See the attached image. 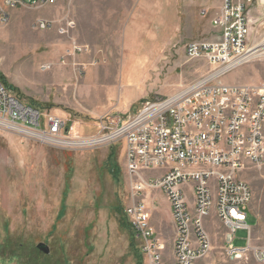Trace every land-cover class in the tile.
<instances>
[{
    "label": "rangeland",
    "instance_id": "374dc122",
    "mask_svg": "<svg viewBox=\"0 0 264 264\" xmlns=\"http://www.w3.org/2000/svg\"><path fill=\"white\" fill-rule=\"evenodd\" d=\"M221 3L59 0L54 6H18L6 22L0 19V77L25 102L83 122L105 114L133 115L139 100L128 114L115 108L118 101L141 91L171 94L211 71L208 61L187 60L182 49L190 41L217 39L218 28L210 22ZM38 20L52 25L42 29ZM68 21L72 27L66 26ZM129 23L137 28L134 35L124 31ZM59 27L66 31L59 32ZM252 31V42L264 40V22L256 21ZM73 44L82 51L70 54ZM43 64L50 68L41 70ZM105 75L106 83L114 77L115 84H105ZM220 78L230 84L263 85L264 55ZM153 93L141 101L157 95ZM108 104L113 110L102 111ZM93 132L92 127L83 129L84 134ZM123 147L117 142L64 151L0 132V264H144L140 240L124 214L131 178ZM239 177L252 189L246 225L251 227L253 250L264 247V165L249 166ZM144 197L162 217L156 221L153 214L151 225L165 243V263L171 264L174 226L163 192L146 189ZM205 229L211 248L194 264H264L253 258L251 249L240 260L226 255V229L214 211ZM246 239L247 230L236 229L234 247L245 246ZM39 243L49 252L39 250Z\"/></svg>",
    "mask_w": 264,
    "mask_h": 264
},
{
    "label": "built area",
    "instance_id": "2783aa9c",
    "mask_svg": "<svg viewBox=\"0 0 264 264\" xmlns=\"http://www.w3.org/2000/svg\"><path fill=\"white\" fill-rule=\"evenodd\" d=\"M58 1L0 0V19L6 22L18 6L40 8ZM256 21L264 22V0H222L211 19L217 39L184 45L187 60L205 59L211 71L167 96L141 101L135 114L126 117L105 114L83 122L52 113L25 102L0 79V132L64 151L122 142L131 178L124 214L140 240L144 264H166L165 243L151 225L146 189L161 190L168 201L174 226L171 264H194L209 252L205 220L212 211L226 229V255L240 260L251 249L253 258L262 262L264 247L252 250L251 227L246 225L252 189L239 175L249 166L264 165V84H230L220 78L264 51V40H251ZM36 24L42 29L52 25L45 20ZM80 51L82 47L73 44L70 54ZM87 127L95 132L84 134ZM239 228L247 230V243L234 247Z\"/></svg>",
    "mask_w": 264,
    "mask_h": 264
},
{
    "label": "crops",
    "instance_id": "0c3cea01",
    "mask_svg": "<svg viewBox=\"0 0 264 264\" xmlns=\"http://www.w3.org/2000/svg\"><path fill=\"white\" fill-rule=\"evenodd\" d=\"M211 23V22H210ZM136 30H137V28H134L133 27V23H129V24H127L126 25V27H125V33L126 34H128L129 32H130V35H134L135 34V32H136ZM212 30H213V28H212ZM210 31L211 33L213 32V31ZM213 34H215V33H213ZM189 39H191V38H187L186 40H189ZM182 42H184V39H183V41ZM182 53H183V55H184V46H183V49H182ZM99 79H100V77H99ZM112 79H114V80H112ZM180 79V78H179ZM109 80V78H108V75H105V77L103 78V82L105 83V84H111V85H113V84H115V78L114 77H112L111 78V82L110 83H106L107 81ZM125 83H129L128 81H126ZM146 93H153V92H149V91H144V92H137V95L135 96V98L133 97V98H131V99H128V100H123V99H121L120 100V103H119V101H118V104H117V106L115 107V108H118L119 110H122V113L123 114H128L130 111H129V109H130V107L135 103V102H137L138 103V100L141 102V98H144L145 99V97H144V95H146ZM153 94H157V95H155L153 98H151V99H154V98H157V97H163V96H166V95H168V94H170V92L168 91L166 94H159L158 92H154ZM150 99V100H151ZM140 104V103H139ZM139 106V105H138ZM107 111V110H113L112 109V105L111 104H108V105H106L105 107H104V109H102V111ZM123 149H124V147H123ZM125 155V154H124ZM125 157V156H124ZM162 192V191H161ZM163 197H164V199H165V201H166V203H167V209H168V213H169V217L171 218V212H170V207H169V204H168V201L166 200V197H165V195H164V193H163ZM152 208V207H151ZM154 214V217H155V220L156 221H159V220H161V221H163L162 220V217H161V215H159L158 213H156V212H154L153 211V209H151V219H152V215ZM171 220H172V218H171ZM173 224V223H172ZM154 226V225H153Z\"/></svg>",
    "mask_w": 264,
    "mask_h": 264
},
{
    "label": "water",
    "instance_id": "95a60500",
    "mask_svg": "<svg viewBox=\"0 0 264 264\" xmlns=\"http://www.w3.org/2000/svg\"><path fill=\"white\" fill-rule=\"evenodd\" d=\"M37 248H38L39 250H41L42 252H44V253H48V252H49L48 247H47L45 244H43V243H39V244L37 245Z\"/></svg>",
    "mask_w": 264,
    "mask_h": 264
},
{
    "label": "bare ground",
    "instance_id": "6f19581e",
    "mask_svg": "<svg viewBox=\"0 0 264 264\" xmlns=\"http://www.w3.org/2000/svg\"><path fill=\"white\" fill-rule=\"evenodd\" d=\"M260 55H264V51H262V52L256 54L255 56H260Z\"/></svg>",
    "mask_w": 264,
    "mask_h": 264
},
{
    "label": "trees",
    "instance_id": "16d2710c",
    "mask_svg": "<svg viewBox=\"0 0 264 264\" xmlns=\"http://www.w3.org/2000/svg\"><path fill=\"white\" fill-rule=\"evenodd\" d=\"M0 79L3 81V79L0 77ZM4 82V81H3Z\"/></svg>",
    "mask_w": 264,
    "mask_h": 264
}]
</instances>
